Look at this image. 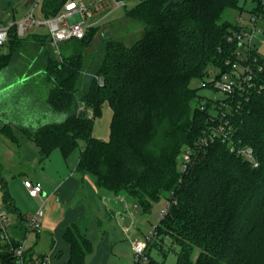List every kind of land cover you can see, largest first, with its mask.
<instances>
[{
	"label": "trees",
	"instance_id": "16d2710c",
	"mask_svg": "<svg viewBox=\"0 0 264 264\" xmlns=\"http://www.w3.org/2000/svg\"><path fill=\"white\" fill-rule=\"evenodd\" d=\"M19 1H6L13 23ZM68 1L41 0L42 17H55ZM137 1L124 13L143 28L131 46L107 40L89 56L85 49L96 31L90 28L83 39L68 42H74L69 56L57 60L46 36L33 37L39 47L36 65L50 84L48 106L64 118L18 131L42 160L52 151L66 159L83 143L76 172L93 178L99 192L128 198L142 214L162 197L171 202L153 243L160 252L166 239L177 247L175 264H264V56L254 51L262 71L255 73L253 87L220 101L226 109L213 108L199 95L201 89L213 90L207 80H217L229 69L225 63L237 59L240 48L227 39L239 27L222 16L243 12L242 0ZM260 1L255 2L264 36ZM23 47L13 25L0 72ZM194 81L205 88L191 87ZM104 104L111 120L108 140L100 141L92 131ZM219 126L230 127L228 138L208 140L199 149V141ZM0 133L17 142L10 126ZM231 146L251 149L258 167L230 152ZM185 149L191 156L183 172L178 166ZM1 191L5 208L21 216L2 182ZM62 239L68 246L64 264H85L92 243L80 223L66 228ZM153 243L146 264H164L149 255Z\"/></svg>",
	"mask_w": 264,
	"mask_h": 264
},
{
	"label": "crops",
	"instance_id": "0c3cea01",
	"mask_svg": "<svg viewBox=\"0 0 264 264\" xmlns=\"http://www.w3.org/2000/svg\"><path fill=\"white\" fill-rule=\"evenodd\" d=\"M42 36L43 34H39L35 29L22 40H30L31 42L27 45L34 50L35 54H38L39 47L34 42V40H38L33 37L40 38ZM40 70H42V66ZM29 72L27 70L19 75L0 77L2 79L0 81V129L4 125L10 126L17 142L12 143L1 133L0 135L18 149L9 151V154L22 160V157H25L26 161L30 158V163L35 166L33 180L25 178L21 183L22 193L31 200L33 206L29 208L18 206L15 201L10 200L13 207L22 215H33L39 207L44 208L40 227L33 233L34 241L35 244H38L43 239L42 237H46L53 244L49 254L34 255L32 250L28 249V251L34 257L46 256L51 264L55 254H57V259L65 256L67 261L68 246L64 243L62 235L71 224L80 223L82 233L92 243V252L86 257L85 264H104L105 254L112 248L113 236L110 232H101L100 240L96 235H91L93 237L89 238V228L91 226L102 228L103 221L106 222L109 219L121 222L120 220L126 217H132V226L134 227V223L140 222V220H135L131 214L132 209L137 208L126 197L113 198L99 192L93 178L76 172L79 154L72 158V153L64 159L59 151H52L47 158L42 160L35 145L26 137L18 135L20 134L19 129L35 130L47 124L61 122L64 118L62 114L51 111L48 106L50 84L45 75L37 73L30 75ZM41 80L47 84L44 91L39 93L38 85H33V81L37 83ZM31 82L33 83L30 87L28 84ZM21 136L25 138L22 142H20ZM24 181L39 183L42 188L41 195L35 199L29 198L23 188ZM19 235L21 234L19 233ZM29 236L30 234L27 235L25 243Z\"/></svg>",
	"mask_w": 264,
	"mask_h": 264
},
{
	"label": "rangeland",
	"instance_id": "374dc122",
	"mask_svg": "<svg viewBox=\"0 0 264 264\" xmlns=\"http://www.w3.org/2000/svg\"><path fill=\"white\" fill-rule=\"evenodd\" d=\"M6 1H11V3H13L15 0H0V26L3 24L6 25L12 23L11 14L5 9ZM84 1L89 2L90 0ZM114 1L120 2L121 5L115 8L113 2L110 1L109 4L111 7L109 6L106 8L103 5L102 10H99L98 14L94 16V19L92 20V22H96L94 27L96 31L93 37L91 39L89 38L88 46L85 49V53L89 56L93 51L98 49L104 41H117L123 43L126 46H131L142 36V26L124 18L125 11L134 7L138 1ZM255 1L256 0L240 1L239 5L242 7L243 12L239 13L237 11L228 10L223 14L222 20L234 24L240 19L243 23H245L251 17V15L259 12V5ZM28 2L29 0H20L14 4L13 17L15 22L21 20L28 12ZM260 6L263 8L262 10L264 12V5L260 4ZM33 12L37 19L43 18L41 14V3L38 4V7L34 8ZM36 31L39 34H43V36H46L47 34V29L45 27H38L36 28ZM30 42V40L24 41V49L19 54L14 56L7 69L0 72V77L19 75L27 70L30 71V75L36 73L44 75L42 71H39L40 69L38 70L39 66L36 65L38 54H35L34 50L29 48V45H27ZM256 42L258 53L264 56V36L262 34L256 35ZM72 46H74V42L63 44L60 47V57L69 56ZM53 57L57 60L60 59V57ZM1 80L2 79H0V81ZM33 82L29 83L28 85L30 87L32 83L33 85H38V92L42 93L47 83L43 80L37 83H35V81ZM201 85L202 83L200 81H194L192 82L191 87L199 88ZM199 95L206 97L207 99L214 100H222L224 98V96L220 93L214 90L210 91L206 89H201L199 91ZM109 123L110 109L107 104H104L102 106L101 117L94 121L92 136L100 141H107L109 137ZM18 135L24 136L21 133ZM22 136L20 137V142L25 140V138H22ZM82 147L83 143H80L79 149L73 152L72 158L79 154V151ZM16 150L18 149H16L14 145H12L8 140L0 135V208L2 209L6 208L2 203L1 182L5 183L9 198L15 201L18 206H25L26 208L33 206L31 200L25 197V195L22 193L21 183L25 178L33 180L32 177L35 166H33L34 164L30 163V158H28L26 161L25 157H22V160L9 154V151L12 152ZM178 167L180 168V165ZM88 177L91 178L90 176ZM132 205L137 208L132 209L131 214L133 215V218L135 220H140L139 223H134V227L132 226V217H126L124 218L125 222L123 218L120 220L121 222L111 221L108 219L106 222L103 221L104 225L102 228H98L97 226H91V228H89V238L96 235L97 239L100 240L101 232H110L113 236L112 248L111 251L108 250V252L105 254L106 256L104 264L134 263L132 245L138 241H145L149 237V233L154 227L157 226L158 220L161 219L162 213L167 206V200L162 197L159 203L153 205L151 211L147 214H142L140 209L135 204ZM41 208L44 213V208L42 206ZM33 233L34 232L30 233V236L26 242V248L32 250L34 255L39 253L49 254L53 248V244L50 242V240L46 239V237H42L43 239H41L38 244H35ZM157 238L158 236L154 240V243L158 242ZM154 243L152 248L149 249V255L151 258L157 262H164V264H175V253L178 251L177 247H175L169 240L166 239L160 252L157 248L159 247V243L156 245V247H154ZM56 256L57 254L53 256L52 264H63L66 261L65 256L60 257L59 259H57Z\"/></svg>",
	"mask_w": 264,
	"mask_h": 264
},
{
	"label": "built area",
	"instance_id": "2783aa9c",
	"mask_svg": "<svg viewBox=\"0 0 264 264\" xmlns=\"http://www.w3.org/2000/svg\"><path fill=\"white\" fill-rule=\"evenodd\" d=\"M110 1L113 2L115 8L121 5L118 1ZM110 1L69 0L55 17L37 19L33 10L38 7L41 0H29L28 12L21 20L0 26V56L6 52L9 29L15 25L16 36L19 39L25 38L38 27H45L51 52L54 56L60 57V47L70 41L83 39L88 30L95 27L96 22H92L94 16L98 14L99 10H102L103 5L106 8L111 7ZM260 3L264 5V0H261ZM236 24L239 31L232 32L227 39L228 42H234L240 48V51L235 54L236 61H227L225 65L229 67L228 71L223 73L217 80H207L208 83H213L214 91L224 96L223 99L231 98L253 87L252 82L255 73L262 71V66L258 65L257 58L253 56L254 51L258 52L256 35L262 34L261 13L251 15L245 23L239 19ZM99 83L102 84L101 81ZM205 86L206 84L202 83L201 87L205 88ZM210 100L213 108L226 109V104L220 102L221 100ZM231 131L230 127L219 126L214 128L211 130L210 135L199 141L198 148L205 147L208 140L212 141L216 137H221L222 141L226 140ZM230 152L248 162L252 168L258 167V162L251 149L231 146ZM190 156L189 149H185L181 154L180 157L183 160L179 168L181 171L184 172L187 169L190 164ZM23 188L26 190L28 197L32 199L38 198L42 193L39 183L24 181ZM171 204V202H167L166 208ZM166 208L162 216L166 213ZM43 216L44 213L41 207L33 215L23 214L21 216L0 208V264H50L46 256L34 257L30 255L25 243L27 235L38 230ZM156 228L154 227L151 230L145 241H138L132 245L133 264H146L148 262L146 251L156 239Z\"/></svg>",
	"mask_w": 264,
	"mask_h": 264
}]
</instances>
